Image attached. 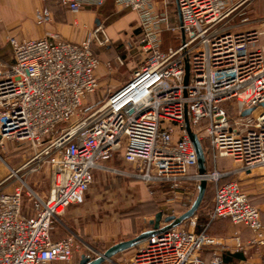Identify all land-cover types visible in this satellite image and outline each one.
Wrapping results in <instances>:
<instances>
[{
	"label": "built area",
	"instance_id": "obj_1",
	"mask_svg": "<svg viewBox=\"0 0 264 264\" xmlns=\"http://www.w3.org/2000/svg\"><path fill=\"white\" fill-rule=\"evenodd\" d=\"M103 1L60 4L77 12ZM251 1L174 0L180 22L169 26L154 0H113L136 15L144 58L119 89L83 114L99 90L91 42L101 28L79 44L58 36L8 39L12 63L0 60V148L8 142L24 145L31 157L0 180V264H71L78 250L75 238L53 240L51 230L67 207L83 203L95 172L122 174L109 166L117 156L128 166L127 176L169 194L177 204L170 207L173 217L190 208L200 181L214 186L202 230L196 231L192 217L135 246L125 264H205L204 251L211 256L207 264H223L225 246L206 231L219 219L248 229L247 246H264L258 209L237 181L220 184L228 173L216 170L227 159L247 174L264 167V20H242L241 26L255 22L257 28L239 33L230 24L245 15ZM48 20L46 11L36 14L37 24ZM164 30L183 33L177 49L161 50ZM116 64L122 66L120 59ZM105 67L109 73L113 69L109 63ZM185 119L199 142H206L211 172H197ZM44 166L48 189L41 194L27 178ZM90 254L84 256L102 255ZM103 264L115 263L111 258Z\"/></svg>",
	"mask_w": 264,
	"mask_h": 264
},
{
	"label": "rangeland",
	"instance_id": "obj_2",
	"mask_svg": "<svg viewBox=\"0 0 264 264\" xmlns=\"http://www.w3.org/2000/svg\"><path fill=\"white\" fill-rule=\"evenodd\" d=\"M154 9L157 13H164L167 16L169 26L174 25L177 20L174 0H154ZM128 12L130 11L111 6L106 11L108 18L105 24L117 21ZM120 34V38L115 40L109 49L94 48L100 63L98 69L102 70L103 65L107 62L116 63V58L120 59L122 66L117 69H114L113 66L111 71L113 76L106 72L98 76L99 90L86 101L82 108V114L101 102L106 97L107 91H115L120 88L127 81L129 74L143 61L144 57L136 42L140 36L137 20H133ZM179 39V34L164 30L161 34L162 50L177 49L180 43ZM103 81L105 85L101 87L100 83ZM76 119L74 118L72 122ZM30 157L31 151L27 146L11 142L6 143L3 148H0V180L8 176L10 169L19 168ZM118 166L121 167V165ZM124 167L128 168L126 165ZM217 167L227 172H233L228 179L237 181L249 197L248 180L245 173L238 169V164L227 159ZM126 170L128 171V169ZM27 183L35 191L46 194L48 169L45 166L42 167L38 173L27 178ZM213 190V185L207 187V192L198 208L199 212L195 216L196 224L202 218V214L207 213L212 208ZM168 195L164 189L148 188L140 181L132 178H123L108 172H95L93 182L84 197L83 203L65 209L60 219L54 223L52 238L62 239L70 236L75 238L78 250L71 260V264H75L81 256L87 253H91V256L92 252L103 253L114 244L132 239L146 231L149 229L148 222L153 220L155 214L161 212L163 216H170V207L176 209L177 204L172 203L170 201L172 198ZM249 200L257 208L250 197Z\"/></svg>",
	"mask_w": 264,
	"mask_h": 264
},
{
	"label": "crops",
	"instance_id": "obj_3",
	"mask_svg": "<svg viewBox=\"0 0 264 264\" xmlns=\"http://www.w3.org/2000/svg\"><path fill=\"white\" fill-rule=\"evenodd\" d=\"M111 6L118 8L115 6L113 0H104L100 6L83 5L79 11L71 12L61 6L60 0H0V60L6 64L10 63L12 60V51L8 44L9 38H16L19 41H32L46 38L47 36H58L67 42L79 44L85 41L87 38H91L94 31L98 27L101 28V31L97 32V40H92L91 46L93 48L109 49L110 45L115 40L120 38V33L124 32L125 28L128 27L133 20H136L134 13L128 12L127 14H124L122 17H120L117 21H113L110 24H105L108 18L106 11H108ZM42 11H46L48 13L49 20L44 24H37L36 14ZM244 19L249 21L264 20V0H252L243 17L235 16L231 20L230 24L232 25L233 32L239 33L257 28L255 22L247 23L241 26V22ZM178 22L179 21L177 17L174 25H176ZM174 33H177L180 36V33ZM105 38L108 39L107 44L99 45L97 43V41H103ZM180 40L181 38L179 41ZM107 63L113 65L114 69L118 68L116 63ZM105 65H103L104 68L102 70L97 69V76H100L101 74L103 75L105 72L108 75L113 76V72L109 73L106 70ZM104 85V81L100 83L101 87H104ZM112 92L114 91H107L106 97ZM118 165H121V167ZM109 166L122 173H113L116 176L131 179L130 176L126 175L128 172L126 170L127 168L123 166L119 156L110 161ZM208 169L209 172L213 170V166L211 165L210 161L208 163ZM216 170L218 172L228 173L227 177L223 179H228V177L233 174L231 171L227 172L218 167H216ZM245 176L248 180L247 184L249 185V188H247L248 195L250 199H252L257 205L256 207L259 211L260 221L264 226V167L257 168L248 174L245 173ZM228 181L230 180L228 179ZM197 223L198 226L196 231L199 232L203 229V226H201L200 220H198ZM52 231L53 229L50 233L51 239H53ZM209 235L221 241L225 246V250L221 252V260L223 264H264V246L259 248L247 246V242L252 238V234L245 227L233 225L227 220H219L213 222L209 231ZM236 238L242 247L241 250L237 249ZM120 254L121 255H116L117 257L114 256L112 258V261L115 264H125L126 261L129 260L134 254V248L126 250ZM210 257V253L208 251H204L202 253V260L204 263L207 264L210 260ZM77 263L78 261L75 262V264Z\"/></svg>",
	"mask_w": 264,
	"mask_h": 264
},
{
	"label": "water",
	"instance_id": "obj_4",
	"mask_svg": "<svg viewBox=\"0 0 264 264\" xmlns=\"http://www.w3.org/2000/svg\"><path fill=\"white\" fill-rule=\"evenodd\" d=\"M175 8H176L178 21L180 22V15H179L178 9L176 6ZM180 38H181V42H183L184 37H183L182 32L180 33ZM184 70H185L184 84H186L187 79H188V64L186 62H185ZM249 112L250 111H245L243 115H247L249 114ZM185 130L192 144V147L195 151L196 160H197V172L199 175H203L206 173L205 158H204L203 150H202V147L200 145L198 138L190 129L189 124L186 119H185ZM205 188H206V183L204 181H200V183L197 186L196 197L192 205L187 211H185L181 215L177 217H173V216L164 217L161 213H157L154 215L153 220H150L148 222V225L150 226V228L147 229L146 231L140 233L139 235H137L136 237L132 239L121 241L119 243L114 244L113 246L106 249L102 253V255L100 257H97L96 259L89 260L85 256H81L77 264H103L105 260H109L113 258L114 256H116L117 254H120L129 249H132L138 244L144 242L145 240L151 237H154L158 234H161L163 232H166L168 230H171L173 228L180 226L184 221L194 217V215L196 214L200 206V203L203 199Z\"/></svg>",
	"mask_w": 264,
	"mask_h": 264
},
{
	"label": "trees",
	"instance_id": "obj_5",
	"mask_svg": "<svg viewBox=\"0 0 264 264\" xmlns=\"http://www.w3.org/2000/svg\"><path fill=\"white\" fill-rule=\"evenodd\" d=\"M91 52H92V54H93V56H95V57H97L96 56V53L94 52V48L91 46ZM12 63V60H11V62L10 63H8V64H11ZM90 110H91V108H89ZM90 110H88L86 113H89L90 112ZM200 145H201V147H202V149H203V152H204V158H205V169H206V171H209V169H208V163H209V157H208V154L205 152V150H206V142H200ZM228 181V179H223V180H221L220 181V184H222V183H224V182H227ZM208 186H210V184H207L206 185V188H205V192H204V195H203V198H204V196H205V194H206V192H207V187ZM203 200V199H202ZM202 202V201H201ZM201 204V203H200ZM251 204V203H250ZM198 212H199V210H197V212H196V214H198ZM196 214L194 215V217L196 216ZM219 220H227V219H219ZM219 220H217V221H219ZM227 221H229V220H227ZM206 222H207V213H204V214H202V218L200 219V224H201V226H203L204 224H206ZM214 222H216V221H214ZM212 224L213 223H211L209 226H208V228H207V233L209 234V231H210V228H211V226H212ZM149 228H150V226H149ZM206 264V263H205Z\"/></svg>",
	"mask_w": 264,
	"mask_h": 264
}]
</instances>
